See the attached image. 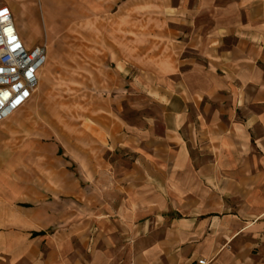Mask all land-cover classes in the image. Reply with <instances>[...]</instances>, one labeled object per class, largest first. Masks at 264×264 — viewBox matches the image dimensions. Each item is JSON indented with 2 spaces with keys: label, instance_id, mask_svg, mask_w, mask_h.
Listing matches in <instances>:
<instances>
[{
  "label": "rangeland",
  "instance_id": "1",
  "mask_svg": "<svg viewBox=\"0 0 264 264\" xmlns=\"http://www.w3.org/2000/svg\"><path fill=\"white\" fill-rule=\"evenodd\" d=\"M9 1L17 28L47 50L32 98L0 122V200L11 199L26 209L20 217L37 220V227L14 228L20 247H30L43 264L180 260L184 243L171 219L195 213L196 200L215 189L198 174L213 163L211 126L229 118L244 125L246 113L258 109L253 89H240L241 64L233 72L227 58L243 34L233 33V20L242 22L243 12L235 10L244 0L0 3ZM180 109L183 141H175L167 129ZM256 135L260 130L252 132V144ZM255 150L253 166L263 169ZM225 161L227 171L240 165L232 155ZM131 194L155 202L153 214H139L135 232L116 214ZM159 194L178 211L161 207ZM230 199L229 212L237 204L251 211L252 222L264 216V174L232 197L223 195ZM32 231L44 232L30 238ZM254 234L236 241V251L244 241L250 246L233 256L236 262L264 259L261 231ZM170 242L177 245L172 251L165 249Z\"/></svg>",
  "mask_w": 264,
  "mask_h": 264
},
{
  "label": "crops",
  "instance_id": "2",
  "mask_svg": "<svg viewBox=\"0 0 264 264\" xmlns=\"http://www.w3.org/2000/svg\"><path fill=\"white\" fill-rule=\"evenodd\" d=\"M244 4L243 8L235 10L243 12L242 22L238 23L236 19L233 20V33L236 30H242L243 34L236 38L237 45L229 52L227 58L229 59V67L233 72H236L234 67L241 64V71L236 74L243 86L240 89L244 88L243 90H245L248 87L253 89L252 103L258 109L254 112L249 110L246 113L244 125L234 126L231 122L229 123V118L227 123L219 121L211 126V144L217 152L216 150L212 152L213 163L211 166L201 167L198 174H202L206 178L209 177L215 189L207 188L205 198L202 195L203 197L196 200L197 209L194 211L195 213L185 217L176 215L171 219L173 225L177 227L175 237L184 244L180 246L181 259L178 260L177 257H173L169 264H195L198 259H208L209 257L213 258L210 262L208 261V264H241L236 262L233 256L238 255L240 251L247 252L250 246L244 241L245 245L238 246L237 251L239 252H237L235 250L236 241L246 240V236H251L253 233L256 236V230L261 231L262 237L261 235L258 237H261L260 244L264 248V216H258L257 220L252 222V213L246 210L244 205L236 204L235 206L238 208L234 212H229L227 208L232 206L233 199L228 201L231 204H227L223 200V195L232 197L234 192L246 189V185L248 187L252 184L255 185L264 174V168L257 169L253 166V153L251 152L254 145L255 151L264 158V0H244ZM6 5L15 9L13 2ZM238 26L242 28H237ZM18 31L27 46L39 43L35 36L26 35L22 25H18ZM255 64H259V66ZM183 113L184 110L180 109V112L175 114L174 119H172L169 129H167L175 141L178 139L183 141L179 133L183 123ZM255 130H260L261 135H256L252 144L251 135ZM180 155L181 158H186L185 149H180ZM229 155L238 160L240 165L227 171L225 170L227 168L225 159ZM225 172H228L226 173L228 176L225 175ZM233 175L241 177H231ZM255 180L257 181L255 182ZM159 205L161 207L170 205L167 208L175 209L172 204L167 203L161 194H159ZM25 211V208L13 205L11 199L0 200V264H17L20 259L26 264H30L32 259L36 261L31 264H43L37 261L36 253L30 247H20V235L14 230L21 225L25 229L37 227L35 218L18 215V213ZM164 211L166 210L156 216L163 219L166 213ZM141 212L153 214L155 202L133 194L124 200L122 206H118L116 210L118 222L126 223L131 232L140 229L138 221ZM35 232H31L30 238L43 234L33 235ZM23 237L25 242L22 243L26 244L27 242L28 244L29 239ZM253 240L254 242L258 241L256 237ZM172 245V242L166 244L165 249L172 251V248L177 247V245L174 247ZM258 264H264V259Z\"/></svg>",
  "mask_w": 264,
  "mask_h": 264
},
{
  "label": "built area",
  "instance_id": "3",
  "mask_svg": "<svg viewBox=\"0 0 264 264\" xmlns=\"http://www.w3.org/2000/svg\"><path fill=\"white\" fill-rule=\"evenodd\" d=\"M0 122L23 108L32 98L39 72L46 62L44 44L27 46L11 8L0 3ZM195 264H208L198 259Z\"/></svg>",
  "mask_w": 264,
  "mask_h": 264
},
{
  "label": "trees",
  "instance_id": "4",
  "mask_svg": "<svg viewBox=\"0 0 264 264\" xmlns=\"http://www.w3.org/2000/svg\"><path fill=\"white\" fill-rule=\"evenodd\" d=\"M41 233H43V232H35V233H33V235H37V234H41Z\"/></svg>",
  "mask_w": 264,
  "mask_h": 264
},
{
  "label": "snow or ice",
  "instance_id": "5",
  "mask_svg": "<svg viewBox=\"0 0 264 264\" xmlns=\"http://www.w3.org/2000/svg\"><path fill=\"white\" fill-rule=\"evenodd\" d=\"M0 15H2V13H0Z\"/></svg>",
  "mask_w": 264,
  "mask_h": 264
},
{
  "label": "bare ground",
  "instance_id": "6",
  "mask_svg": "<svg viewBox=\"0 0 264 264\" xmlns=\"http://www.w3.org/2000/svg\"><path fill=\"white\" fill-rule=\"evenodd\" d=\"M37 91V90H36Z\"/></svg>",
  "mask_w": 264,
  "mask_h": 264
}]
</instances>
